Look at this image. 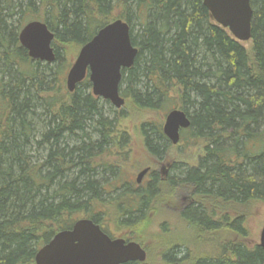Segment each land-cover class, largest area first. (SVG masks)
Here are the masks:
<instances>
[{
  "label": "trees",
  "instance_id": "trees-1",
  "mask_svg": "<svg viewBox=\"0 0 264 264\" xmlns=\"http://www.w3.org/2000/svg\"><path fill=\"white\" fill-rule=\"evenodd\" d=\"M250 1L248 48L213 19L204 0H0V264H36L38 249L72 228L80 213L100 222L102 214L91 210L106 201L112 183L125 184L112 188L110 203L127 227L145 219L167 185L130 192L119 156L130 145V126L120 127L126 112L95 96L88 79L74 92L65 88L72 65L66 47L80 49L116 19L130 25L139 50L123 70V97L164 117L184 110L191 128L183 138L204 142L199 168L174 165V186L187 181L236 205L264 200V0ZM33 20L55 33L52 63L30 58L21 46L20 32ZM140 132L148 153L163 160L169 141L161 120L142 123ZM232 150L250 158L221 166L216 153ZM199 209L184 215L200 237L214 240L233 227L237 239L211 238L214 250L199 256L178 244L163 254L164 264H264L260 244L246 242L245 219L223 225Z\"/></svg>",
  "mask_w": 264,
  "mask_h": 264
},
{
  "label": "water",
  "instance_id": "water-1",
  "mask_svg": "<svg viewBox=\"0 0 264 264\" xmlns=\"http://www.w3.org/2000/svg\"><path fill=\"white\" fill-rule=\"evenodd\" d=\"M213 19L228 29L240 42L252 39L253 9L250 0H204ZM21 46L30 58L52 63L56 59L53 46L55 33L47 23L33 20L25 24L20 32ZM138 48L131 39V27L116 19L103 26L94 37L83 45L71 65L66 85L74 92L86 78L89 79L93 94L110 101L117 109L126 104L120 85L123 70L131 68L138 55ZM191 120L182 109L167 113L164 133L177 144L180 130L188 128ZM149 168L137 176L140 183ZM260 246L264 250V226L260 235ZM147 251L138 242L122 238L112 239L104 233L99 224L90 218L78 219L70 229L57 232L53 238L38 249L36 264H126L145 262Z\"/></svg>",
  "mask_w": 264,
  "mask_h": 264
},
{
  "label": "rangeland",
  "instance_id": "rangeland-1",
  "mask_svg": "<svg viewBox=\"0 0 264 264\" xmlns=\"http://www.w3.org/2000/svg\"><path fill=\"white\" fill-rule=\"evenodd\" d=\"M241 43L250 48L252 41L249 40ZM66 48L68 59L71 58L73 64L80 49L74 46H67ZM65 88H67L66 82ZM118 111L126 112L125 116L127 117L126 120L121 121L120 127L125 129V126H130V129H128L130 131V145L126 149V151L128 150V154H125L124 151V153L119 155L124 160L121 163L123 178L126 179L130 175H133V178H135L142 169L148 166L152 167V169L155 168L157 171L161 169L162 165L179 164L182 161L188 162L191 165L196 164L198 157L204 154V142L190 144L189 147L184 149H182L183 146L181 144L172 145L164 159L159 162L145 148L142 133L140 132V125L145 122H158L161 120L163 126L165 117L162 112L138 110L133 102L127 98L125 106L118 109ZM180 185H175V187H180ZM163 187V189L160 188L161 194L152 200V206L145 219L133 227H127L123 223L122 219H125V217L120 219V215L114 208L115 205L110 203L112 199L111 195L104 196L105 202L100 204L95 203L96 206L92 207L91 213L98 214L99 216L102 214L100 217L101 223L114 236L132 239L142 244L146 248L148 255L144 264H164L163 254L178 244V246H182L183 248L186 245L191 249L194 256L207 255L208 251L214 250L211 248V245L215 244H211L212 236L201 235L200 237V234L196 231V227L190 226L186 218L182 219L180 217L181 209L191 202L190 197H192L193 188L188 186L170 190L168 185H164ZM204 205L209 213L215 208L214 202L207 199H205ZM234 207L237 214L244 216L245 227L248 232L246 241L248 245L260 244V235L264 226V200L250 201L243 205L235 204ZM86 215L85 213H80L79 217L83 218ZM235 236L236 232L234 230L226 228V230L219 231L217 237L214 240L212 238V240L216 241L217 244L220 241L237 239ZM180 250L182 249L179 248L178 251Z\"/></svg>",
  "mask_w": 264,
  "mask_h": 264
},
{
  "label": "flooded vegetation",
  "instance_id": "flooded-vegetation-1",
  "mask_svg": "<svg viewBox=\"0 0 264 264\" xmlns=\"http://www.w3.org/2000/svg\"><path fill=\"white\" fill-rule=\"evenodd\" d=\"M86 79H88V78H86ZM122 79H123V77H122ZM120 87H121V85H120ZM98 98H101V97H98ZM101 99H103V98H101ZM103 100L106 101L105 99H103ZM163 127H164V124H163ZM190 128H191V125L188 128H184V129H181L180 130V141L177 144H173V142L166 136V134L164 133V130H163V133L165 134V136L168 138V141H169V144H168L169 147L167 148L166 153H168V150L170 149V147L172 145H179V144H181L183 146L182 149H184L186 147H189L190 144H194V142L191 139L188 138V135L186 136V138H183V136H182L183 132L184 133L185 132L188 133V131H189ZM218 152L216 153V159L221 163V166H226V167H229V168H235L236 166H242V164H244V162L246 160V157L247 158H250V156L248 157V156H245L243 154H239V156H237L234 151L233 152L230 151L228 153V156L227 155H225V156L224 155H221ZM205 157H206V152H205V147H204V154H202V155H200L198 157V161H197L196 164H192L191 165L188 162H184V161H182L179 164L182 165V168L183 169L188 168V167H196V168H199L200 165L202 164L203 159ZM156 159L159 162L161 161L158 157H156ZM175 164L176 163H174L172 165H167V164L166 165H162L161 166V169L160 170H157V171H156L155 168L152 169V167H150V166L146 167V168H149V172L145 175V177L142 179V181L140 183L137 182V176L138 175L135 176V178H133V175H130L129 178L126 179L127 180L126 183L127 184H130L132 186L131 189H130V192H134L135 189L136 190L137 189H140V188H144L145 189V188H147L152 183L153 184L155 183V185H156V183H158L160 181H165L166 184L170 187V190H173V188L179 189L181 187H188V186H190V187L193 188L192 197H190L191 202H190V204H188L185 207H183V209H181V211H180V217L182 219L183 218L184 219L185 218H188V217H186V215H184V212L188 208H190L192 206L193 207H197L198 209L200 208L199 209L200 212H203L204 211L203 209H205V205H204L205 199H207V200H209L211 202H214V206H215L214 210L211 211L210 213H209V211L207 209H205V212H206L207 217L215 218V221L218 220L217 222H220L223 225H227V224L222 223V221H220V220H228V224L230 226H231V224L235 223V221H236L237 218L244 219V216L243 215L237 214L236 209L234 207L235 204H236V200H234L233 198L231 199V198H225V197H220V196H215L214 197V196H210V195H205L204 192H201L200 190L196 189L195 188V185H193V184H191V183H189L187 181H181L180 187H175L174 186V182H172V178L174 177L173 176V170H174V165ZM123 186H125V184H122V183H120V184H118V183L117 184H113L112 183L109 186V190L110 191H108L107 193H110L109 195H112L113 193H115L116 189H119V188L121 189ZM114 187H116V189H112ZM131 194L132 193H128L127 194V195H129V198H133V195H135V193L133 195H131ZM212 212H213V215H212ZM97 224H99L100 227H101V229H102V231L104 233H106L112 239L122 238V239H124L126 241V243L131 242V241H134L132 239H126V238H123V237H116V236H114L113 233H110L105 228V226L101 223V221L98 222ZM243 225H244V228L246 229L245 223ZM232 230L235 231V229L233 227H232ZM142 247L144 248V246H142ZM175 251H176L175 254L176 253L178 254L181 250L178 251V249H176ZM136 263H144V262H138L137 261Z\"/></svg>",
  "mask_w": 264,
  "mask_h": 264
},
{
  "label": "bare ground",
  "instance_id": "bare-ground-1",
  "mask_svg": "<svg viewBox=\"0 0 264 264\" xmlns=\"http://www.w3.org/2000/svg\"><path fill=\"white\" fill-rule=\"evenodd\" d=\"M134 242H136V241H134Z\"/></svg>",
  "mask_w": 264,
  "mask_h": 264
}]
</instances>
